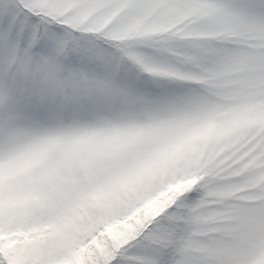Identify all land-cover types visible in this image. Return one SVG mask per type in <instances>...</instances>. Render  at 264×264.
I'll list each match as a JSON object with an SVG mask.
<instances>
[{"label": "snow or ice", "instance_id": "obj_1", "mask_svg": "<svg viewBox=\"0 0 264 264\" xmlns=\"http://www.w3.org/2000/svg\"><path fill=\"white\" fill-rule=\"evenodd\" d=\"M0 264H264V0H0Z\"/></svg>", "mask_w": 264, "mask_h": 264}]
</instances>
